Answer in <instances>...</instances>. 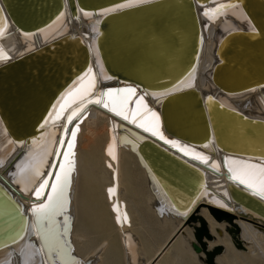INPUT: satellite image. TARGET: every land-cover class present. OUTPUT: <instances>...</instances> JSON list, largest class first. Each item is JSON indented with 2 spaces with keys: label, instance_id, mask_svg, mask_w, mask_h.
I'll return each mask as SVG.
<instances>
[{
  "label": "bare ground",
  "instance_id": "obj_1",
  "mask_svg": "<svg viewBox=\"0 0 264 264\" xmlns=\"http://www.w3.org/2000/svg\"><path fill=\"white\" fill-rule=\"evenodd\" d=\"M28 1L24 0L22 7L28 9V12H31L32 16L41 15L50 8L48 7V0H41L40 4H38L40 0H31L30 3ZM43 1L46 3L45 6L43 5ZM199 1L201 3L207 2V0ZM138 3L141 2L139 0H136L135 3L128 1L114 8L102 10L99 14L79 11L77 19H74L68 8L67 0H65L66 10L38 35L19 33L10 21H8L6 29L0 34V50L6 54L7 58H11L12 60L37 48L39 45L63 35L80 37L83 43L95 54V60H92V63L86 68L84 73L69 78L70 80H75V82L58 96L49 114L45 118H42L41 126L43 129L41 132L43 134L38 139H34L27 144H23L22 142L16 144L10 138L0 119V189L2 190H0V262L10 260V264H24L25 257L22 255V252H31L32 249L29 248V245H32L35 249H40L39 255L32 257V264H42V262L43 264H49L47 252L35 227V217L32 214L33 205L41 202L36 200L33 194L35 185L40 181H25L24 183L17 184L14 182L16 176L13 174L17 172L16 165L24 161L28 153L39 152L48 146L49 141H52V154L47 157V163L43 169L44 175L47 176L50 166L56 164V162L59 164L62 161V154L67 150L66 146L71 140V132L74 130V126L79 124L78 136H76L75 140V173H71L70 176V212L68 215L70 217L71 230L68 233L70 234L71 247L68 248L67 264H76L79 260L81 262L79 264H109V252H113L114 258L121 259L122 264H178L180 260L181 262L183 260L184 264H206V253H198L194 248L195 246L201 247L202 241L207 245L208 250H213L216 247L222 248V253L216 257L217 264H264V215L248 209L231 198L230 188L234 186L243 189L250 195L252 193L249 189L230 178L231 174L228 172V166L225 163L226 159L231 158L264 167V125L249 126L238 121L236 118H232L231 115L219 114L218 118L223 122V126H219L222 136L218 140L219 146L225 151L239 152L257 158L247 157L249 159H246L244 157L246 160L243 158L239 159L217 151L216 146L212 144L211 136L207 135V131L204 129L199 110L195 109V104L191 98H189L188 103H182L183 105L178 104L177 110H175L177 125L184 132L186 139L199 144V146L194 147L189 145L180 140V138H177V141L182 145H187L194 149L195 152L207 156L209 158L208 164H204L198 159H193L191 155L186 156L177 149L172 148L169 144H165L163 140L162 142L159 139L156 140L157 137L152 136L150 132L137 128L135 125L124 121L122 118L115 116L105 108L94 103L87 104L84 112L74 119L71 124L67 123V117L80 106L79 104H73L65 111L63 118L55 123L53 119L49 118L50 116L55 117L56 113L52 110L53 108H57V102L60 101L61 96L68 92L69 89H72L74 85L79 87L77 81L89 68L92 69L96 77V87L93 90V97L99 98L98 94L107 88L122 86L117 84L118 80H112L104 69L95 47L94 37L98 30L97 23L100 16L112 12L117 8L130 7L128 5L133 4L134 6ZM221 4L225 5L222 1L210 5H196L202 27L201 50L197 64L191 72L179 79L170 90L176 88L178 85L181 86V89L194 87L200 90L203 97L212 95L225 108L236 110L237 112L240 111L250 119L264 121V87L256 88L249 93L239 96H229L224 89L228 92H236L244 88L235 89L233 83L229 85L226 83L219 84L217 88L210 80L213 66L218 62L215 56L217 41L223 32L237 29L243 30L244 27L241 23L243 20H247L242 10L236 9L235 6L226 8L212 19L204 15L206 9H214ZM182 13L183 11L176 18V22L173 21L169 27H166V33L164 32L161 35L165 34L162 39H166L170 34H173L176 28L183 29L182 36L179 39L182 42L179 45L177 44L182 49L178 53L187 55L191 41V27H188V29L183 27L184 19H182ZM148 14L146 11L126 15L118 19L115 26H113L118 30L113 34L114 41H112L110 47L111 57L109 58V64L111 65L112 76L124 74L127 77H132L133 74L129 72L127 63L125 62L126 54L124 50L132 49V46H138L140 40L146 34L155 36L156 30L151 28L150 24H147V26L143 25V21H147L145 16ZM185 25L187 27L186 23ZM175 40H178V38H175ZM258 40L259 38L255 42H258ZM169 41L171 40H165V48L170 50L172 55H175L174 50L177 48L174 47V39L171 41L173 46L167 45ZM69 48L66 53H75V46L70 44ZM246 49L242 51L245 53V56L247 55L245 63L239 64L238 70L234 71L235 76L240 74L242 72L241 69L245 66L246 74H252L255 71L256 74L263 75L264 77V47L260 46L258 50L253 47H247ZM79 58L78 60L72 58L75 61L71 62L70 65H76V68L79 67V64L77 65ZM67 60H69L68 57L65 58V61ZM54 61L55 59L50 62L40 60L33 64H28L27 71L24 72V75L22 74L21 79L17 80V84L19 83L20 85L16 86L18 90H15L14 93L18 95L17 100L21 104L20 106H24L29 111L26 116L24 114L16 115V117L18 116L16 118L17 122L21 123V126L25 128V132L33 124L41 121L45 105L47 102L50 103L49 100L54 95L52 88H57L58 83L50 86L49 93L45 92L46 95L42 96L43 99L39 98L42 90H40V93H38L39 91L32 92V87L34 88L36 84H39L42 78H52L56 72L63 78L64 75L72 73L70 69H73V67H65V64H60L59 62H56L57 66H55ZM4 62L5 59L0 60V64ZM43 64L48 65L45 69L47 74L41 77V72L45 71ZM233 68H230V70ZM33 69H37V73H33ZM253 76H250V79ZM106 77H110V79ZM123 78L133 81L131 78ZM23 80H26L27 83L22 82ZM231 80L235 81L234 78ZM263 82L264 80L259 81V83ZM259 83H253L246 87L258 86ZM225 85L227 88H225ZM127 86L136 89L135 85L131 84ZM150 89L157 90V88ZM136 90V97L134 99L143 96L147 107L159 115L156 106L161 99H157V97L164 92L158 90L157 92H153L144 88H137ZM25 103L28 106L24 105ZM130 107L134 108L135 105L132 104ZM44 121H48V123L44 124ZM160 124L162 126L161 118ZM120 125L132 131L135 136H131L129 131L119 129ZM66 128L68 135H65ZM160 131L165 138L174 140L166 132L161 129ZM114 137L115 147L113 148V155H109L108 150L113 144ZM23 138L25 136L21 139ZM149 138L172 152L178 158H182L205 173V177H202L201 173L188 167L198 177L201 176L203 180L192 199H187V196L195 192L194 187L197 180L192 178L190 173L181 167H173L175 172L181 176L178 177L179 180L176 179L177 177L175 178L173 175L167 174L169 178L178 183L176 190L180 193L179 197L186 198V205L181 206L180 204L183 201L180 199V203L177 200L180 206L177 209L174 208L160 183H158L156 176L150 171L147 163L138 151L139 142ZM61 140L64 142V148H60ZM101 140L103 141L101 142ZM33 141H38L39 143L34 145ZM100 143L102 144L101 146L99 145ZM57 151L61 154L59 160L57 159ZM210 165H219V171H216ZM139 180L141 181L139 189L136 190V182H139ZM25 188L28 189L27 192ZM110 190H114V192L110 194ZM3 192L7 195L9 193L13 199L15 198L16 202L18 201L21 206L19 208L23 207V213L26 214L27 220L22 219L21 212L16 211V207L7 198H3ZM45 193L47 194V191ZM140 193L143 194V198L140 196ZM139 196L146 201L147 209L164 226L163 228L168 229L170 232H167L169 235H166L167 237L161 240L162 242L160 241L161 244L158 246L153 245V248L149 247L147 242L148 230L146 229L149 226L145 228L144 224L148 222L143 221V217H141L142 213L141 215L139 214V210L142 209V204H139V201H141ZM262 200L264 203V199ZM214 201H220L225 207H221L219 204L214 203ZM104 203L105 206H102L101 204ZM90 205L93 213H95L96 221L100 222L102 232L105 233V237L99 240V242H96L97 239L94 240L93 234H91ZM117 206L119 207V214L116 211ZM209 207L229 212L233 216L232 221L229 222L226 219L218 221L210 213ZM103 208H106L107 212ZM195 216H202L204 218L211 238L205 235L201 238V241L198 239L197 229L200 227V222L199 220L193 221V217ZM59 221V218H56V231L61 234L66 233V226L59 224ZM235 226L239 230L237 237L232 234ZM110 229L117 236L110 233ZM151 232L153 231L151 230ZM13 236L17 237L15 241H12ZM65 236L61 235V239L64 242L69 240L68 238L65 239ZM5 241H8V243L5 244ZM72 249V254H69ZM57 258L61 264H64L59 255H57ZM113 263H116V261Z\"/></svg>",
  "mask_w": 264,
  "mask_h": 264
},
{
  "label": "water",
  "instance_id": "obj_2",
  "mask_svg": "<svg viewBox=\"0 0 264 264\" xmlns=\"http://www.w3.org/2000/svg\"><path fill=\"white\" fill-rule=\"evenodd\" d=\"M128 1L133 0H67V4L73 18L77 19L79 11L99 14V12L102 10L114 8L115 6ZM219 1H222L225 5L231 4L235 6L236 9H241L247 20H243L241 23V25L244 27L243 30L237 29L230 32H223L220 39L217 41L215 56L217 57L218 62L213 66L214 68L210 73V80L217 88L219 84L224 83L227 85L233 83V87L235 89L241 87L244 88L236 92H228L226 89H224V91L229 96H239L241 94L249 93L256 88L259 89V87H264V82L259 83V81L264 80L263 75L260 76L256 74L255 71L252 74H246L245 66H243L241 69L242 72L240 71L241 73L237 76H235L236 74L234 72L240 67L239 64L245 63L247 55L245 56V53L242 52L244 49L247 47H253L254 49L258 50L260 46L264 47V0H216V2ZM30 2L31 0L28 1V3ZM40 3L41 0L38 1V4ZM213 3V0H207L206 3H201L199 0H151L138 3L130 7L117 8L112 12H108L100 16V19L97 23L98 30L94 37L95 47L98 51V55L104 69L107 71L112 80H118L117 84L122 85L116 88H107L104 91L109 89L131 87L127 86L131 84L135 85L136 89L144 88L153 92H157V90L163 92L170 90V88H172V86H174L179 79L191 72L197 64V59L201 50L200 39L202 38V27L200 25V19L196 5H210ZM23 4L24 0H0V9L3 10L2 15H0V21H3L4 23L2 31L6 29L8 21H10L11 24L19 31V33L36 36L42 30L49 27L55 21V18L59 17L66 10L65 0H48V7L50 8H48V10H46V12L42 13L41 15L32 16V13L28 12V9H24L22 7ZM45 4L46 3L43 1L44 6ZM38 7L40 8V6ZM179 10L183 11V27L185 29L191 27V41L189 44V53L187 55L178 53V51H181L182 49L180 46L178 47L177 44L179 45L182 42L179 39L182 36L181 33L183 32V29L176 28V30L173 31V34H170L169 37H166V39H162L165 34L161 35L164 32L166 33V27H169L171 22H176V18L181 15V11ZM146 11L149 14L145 16L147 21H143V25L147 26V24H150V27L156 30L155 36L146 34L140 40V44H138V46H132V49L124 50L126 54L125 62L127 63L129 72L133 74L132 77H127L124 74L112 76V71L110 70L111 65L109 64V58L111 57L110 47L112 45V41H114L113 34L118 30L113 26H115V23L118 19L126 15H132L136 12L142 13ZM177 12L178 14L176 15ZM185 19L187 20L185 21ZM185 23L187 24V27ZM175 38H178V40H175ZM258 38V42H255V40ZM173 39L175 42L174 47L177 48L174 50L175 55H172V52L165 48V40L173 41ZM171 41H169L167 45L173 46ZM70 44L75 46V53H66L67 50L70 49ZM66 57H68L69 60L65 61ZM72 58H76L75 60H78L79 58V62L77 63V65L79 64V67L76 68V65H70L71 62L75 61L72 60ZM54 59L55 66H57L56 62H59L60 64H65V67H73V69H70L72 73L64 75L63 78L62 76H59L58 72H56L52 78H42L39 84H36L34 88L32 87V92L39 91L38 93H40V90H42L39 98L43 99L42 96H45L46 93H49L48 90L50 86L58 83L57 88H52L54 95L49 100L50 103L47 102L45 105V110L41 116V121L33 124L25 132V128L21 126V123L17 122L16 118H18V116L16 117V115L24 114L26 116L29 111L26 110L24 106H20L21 104L17 100L18 95L14 93L15 90H18V87L16 86L20 85L19 83L17 84V80L21 79L22 74L24 75V72L27 71L28 64H33L40 60L44 62H50ZM93 59L95 60L94 52H92L88 46L83 43L80 37L63 35L45 44L39 45L37 48L17 57L16 59L12 60L11 58H7L3 64H0V119L10 138L16 144L19 142H22L23 144L30 143L32 140L38 139L43 134V132H41L43 129L41 126V122L43 120L42 118H45L49 114L51 108L57 101L58 96L73 82H75V80H70L69 78L77 74L84 73L86 68L92 63ZM47 66V64H43L44 70ZM232 67L234 68L230 70ZM32 72L37 73V69H33ZM46 74V70L42 71L41 77L45 76ZM250 76H253V78L250 79ZM123 77L131 78L133 81L124 79ZM232 78H234L235 81H232ZM22 82L27 83L26 80H23ZM253 83L259 84L258 86L246 87L247 85ZM150 88H157V90ZM225 88H227L226 85ZM159 97L160 98L157 99L161 100L157 104L156 110L159 112L162 122L160 129L166 132L168 136L173 137L174 140L180 138V140H183V142L189 145L194 147L199 146V144L193 143L184 137V132L178 127L176 122L175 110H177V105H183L182 103L185 102L188 103L189 98H191L195 104V109H197V111L199 110L204 129H206L207 135L211 136L213 141L212 144L216 146V149H218L217 151L222 152L223 154H229L232 157L239 159L243 158L244 160L249 159L247 157L253 159L255 158L239 152L235 153L229 150L225 151L221 146H219L218 140L222 138L219 126H223V122H221L218 117L219 114H228L231 115L232 118H236L238 121H241L249 126H262L264 125V121L250 119L240 111L237 112L236 110L225 108L212 95H206L203 97L200 90L194 87L181 89L179 91L173 92L171 95H160ZM24 105L28 106L26 103ZM13 118L16 119V121H14ZM119 129L129 131L131 136H135L132 131L122 127L121 125L119 126ZM250 130H252V128H250ZM23 136H25V138L21 139ZM156 140H158V138H156ZM160 141L162 142V140ZM137 149L147 163L150 171H152L156 176L158 183H160L162 189L165 191L174 208L177 209L178 206H184L187 204L185 202L186 198L183 199L179 197L180 193L176 190L178 183L168 176L171 174L173 177H177L176 179L181 177L179 176L180 174L176 173L173 169L174 166L181 167L182 169L186 170L188 173H190L192 178L197 180L196 186L194 187L195 192L189 194L187 199H192L195 196L200 183L203 181L202 177H205V173L202 170H199L182 158H178L172 152L165 149L163 146L159 145L156 141L150 138L143 139L141 142H139ZM244 157H246V159ZM188 167L201 173L202 177H198L192 170H189ZM49 183H51V181H49ZM230 189L228 190H230L231 198L235 202L243 204L248 209L257 212L260 215H264V203L262 199L254 195H250L243 189L236 188L235 186ZM3 193V198H7L8 201L16 207V211L21 212L22 219L27 220L26 214L23 213V207L21 209L19 208L20 205L18 201L16 202L15 198L13 199L9 193L8 195L5 194V192ZM69 194L70 190L68 191V199L70 203ZM44 196L46 197L47 194L44 193ZM180 199L183 201V203L179 205L177 200L180 203ZM209 210L213 217H215V219L218 221L226 219L227 221L231 222L233 219V216L227 211L218 210L211 207H209ZM69 212L70 206L68 204L65 212L57 217L59 218V224L61 225H65L64 220L66 218L68 219V223L66 225L67 231L66 233L64 232L61 234L63 237L66 235L65 239H69L68 241L66 240L68 248L71 247L69 234L71 230V223L69 222ZM198 220L200 222V227L197 229L198 239L201 241V238H203L205 235L208 238H211L204 218L202 216L193 217L194 222ZM232 234L236 235V237L239 235L238 227H234ZM201 244V247H194L195 251L198 253H206V264H217L216 257L222 253V248L216 247L213 250H208L207 245L203 241ZM239 244H241V242H239ZM72 252L73 249L69 254H72ZM56 260L57 264H61L57 256ZM79 263H81L80 260Z\"/></svg>",
  "mask_w": 264,
  "mask_h": 264
},
{
  "label": "snow or ice",
  "instance_id": "obj_3",
  "mask_svg": "<svg viewBox=\"0 0 264 264\" xmlns=\"http://www.w3.org/2000/svg\"><path fill=\"white\" fill-rule=\"evenodd\" d=\"M135 2L136 0H133V3ZM139 2H147V0H139ZM213 2L215 3L216 0H213ZM128 6H133V4ZM231 7H233L231 4H221L214 9H206L204 15L209 17V19H212L222 13L226 8ZM2 12L3 10L0 9V15H2ZM86 15L88 14L86 13ZM3 27V21H0V34H2ZM3 59H7V56L2 50H0V60ZM106 78L110 79V77ZM77 84L79 87L74 85L72 89H69L68 92L61 96L60 101L57 102L58 111L57 108H53L52 111L55 112L56 115L54 118L51 116L49 118L53 119L54 123L62 119L65 111H67L73 104H79L80 106L73 110L67 117L68 124H71L74 119L84 112L87 104L94 103L105 108L115 116L122 118L124 121L135 125L137 128H142L143 131L150 132L152 136L163 140L165 144H169L172 148L177 149L184 155H191L193 159H198L202 163L208 164L209 158L207 156L195 152L194 149L187 145H182L177 140H169L164 137L163 133L160 131L161 124L158 113L147 107L143 96L134 99L137 91L135 88L126 87L121 89H109L100 92L98 94L99 98L93 97V90L96 87V77L91 68L79 78ZM179 90H181L180 85L170 91L161 93L160 95H171L173 92ZM157 98L160 97L158 96ZM132 104L135 105L134 108L130 107ZM47 123L48 121H44V124ZM78 131L79 124L75 125L74 130L71 132V140L66 146L67 150L62 154V161L59 164L51 165L47 176L44 175L43 169L46 166L47 157L52 154V141H49L48 146L41 149L39 152L28 153L25 160L16 165L17 172L13 174L16 176L14 182L17 184L24 183L25 181H40L35 185L33 194L36 200L42 202L33 205L32 214L36 220L35 227L38 230V234L42 239L44 248L47 252L49 264H57V255L62 258L64 264H67L66 258L69 249L66 242L62 241L61 233L56 231V218L65 212L69 204L68 191L71 185L70 176L72 171H74L75 166V153L73 149L75 147L76 134ZM65 135H68L67 128L65 129ZM37 143L39 142L33 141L34 145ZM64 147V142L61 140L60 148ZM114 147L115 137L113 138L112 146L108 150L109 155H113ZM60 158L61 154L57 151V159L59 160ZM225 163L228 166V172L231 174L230 178L234 182L249 189L252 195L264 199V167L231 158L226 159ZM210 166L214 167L216 171H219V165ZM41 177L43 178L41 179ZM49 181H51V183H49ZM25 191L27 192L28 189L25 188ZM45 191H47L46 197L44 196ZM112 192H114V190H110V194ZM214 203L219 204L221 207H225L220 201H214ZM116 211L119 214L118 206ZM67 223L68 221L66 218L64 220L65 226ZM16 239L17 237H12V241H15ZM7 243L8 241H5V244ZM29 248L32 249L31 252H22V255L25 257L24 264H32V257L39 255L40 253V249H35L32 245H29ZM0 264H10V260L2 261ZM76 264H79V262H76Z\"/></svg>",
  "mask_w": 264,
  "mask_h": 264
},
{
  "label": "rangeland",
  "instance_id": "obj_4",
  "mask_svg": "<svg viewBox=\"0 0 264 264\" xmlns=\"http://www.w3.org/2000/svg\"><path fill=\"white\" fill-rule=\"evenodd\" d=\"M103 140H101V142H102ZM100 146L102 145L101 143L99 144ZM140 180H139V182L137 181L136 182V190H138L139 188V185H140ZM140 196L143 198L144 196H143V194L142 193H140ZM139 196V197H140ZM140 197V200L141 201H139L140 203L139 204H142V206H144V207H142L141 205V210H139V214L141 215V213H142V215H141V217H143L142 219H143V221L144 222H148L147 224H144L145 225V228H148V226H149V228L148 229H146V230H148L147 232H148V236H147V242H148V244H149V247H151V248H153V245H155V246H158L159 244H161V240H164L167 236L166 235H169V230L168 229H165V228H163L164 226L161 224V223H159L158 222V220L155 218V216L153 215V213H151L148 209H147V206H146V201L145 200H143L142 198ZM138 204V205H139ZM102 206H105V203L104 204H101ZM96 206H98V204H96ZM144 208V209H143ZM146 209V210H145ZM103 210H105L106 212H107V210H106V208H103ZM142 211V212H141ZM90 213H91V234H93V237H94V240L95 239H97V241L96 242H99V240H101L102 238H104L105 237V233L104 232H102V229H101V227H100V222H98V221H96V217L94 216L95 215V213H93V210H92V207H91V205H90ZM149 213V214H148ZM108 215H109V213H108ZM143 222V223H144ZM151 222V224H149ZM99 224V225H98ZM194 224V223H193ZM162 226V227H161ZM110 228V227H109ZM112 228V227H111ZM151 228H153V229H151ZM158 228H160V229H158ZM162 228V229H161ZM151 230L153 231V232H151ZM157 230V231H156ZM159 230V231H158ZM163 230V231H162ZM156 231V232H155ZM166 232V234H165V232ZM164 232V233H163ZM167 232H169L168 234H167ZM110 233H112V234H114V235H116L117 236V234H115V233H113L112 232V229H110ZM156 235H155V234ZM160 235V236H158V235ZM161 238V239H160ZM152 240V241H151ZM161 241V242H160ZM111 254V256H110V254ZM108 254H109V257L108 258H110L109 259V264H112L113 262H115L116 261V263H113V264H122V261H120L119 259H117V257H115L114 258V254H113V252H109ZM114 258V259H113ZM175 264H177V263H175ZM178 264H184V262H183V260H182V262H181V260L180 261H178Z\"/></svg>",
  "mask_w": 264,
  "mask_h": 264
}]
</instances>
